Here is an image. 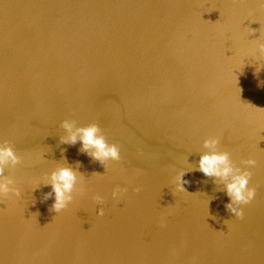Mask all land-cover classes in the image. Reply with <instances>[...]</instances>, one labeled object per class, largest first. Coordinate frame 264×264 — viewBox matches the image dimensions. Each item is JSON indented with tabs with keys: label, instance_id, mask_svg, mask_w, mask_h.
Returning <instances> with one entry per match:
<instances>
[{
	"label": "water",
	"instance_id": "water-1",
	"mask_svg": "<svg viewBox=\"0 0 264 264\" xmlns=\"http://www.w3.org/2000/svg\"><path fill=\"white\" fill-rule=\"evenodd\" d=\"M91 124L119 160L83 149ZM0 146L17 158L0 165L4 264H264V5L0 0ZM213 150L256 160L242 218L230 178L199 170ZM59 167L76 182L56 213Z\"/></svg>",
	"mask_w": 264,
	"mask_h": 264
},
{
	"label": "clouds",
	"instance_id": "clouds-1",
	"mask_svg": "<svg viewBox=\"0 0 264 264\" xmlns=\"http://www.w3.org/2000/svg\"><path fill=\"white\" fill-rule=\"evenodd\" d=\"M261 5H264V0H259ZM66 129H71L72 125L65 121L63 125ZM79 133V140L83 149L88 152L91 150V156L101 162L107 160H119L120 152L116 145H109L104 138L99 135V129L97 125L91 124L85 128L76 130ZM77 141V135L72 134L67 138L66 142L75 143ZM218 143L216 137H209L204 141L205 147L215 148ZM16 156L9 147L0 146V165L7 163L9 160L15 162ZM245 168L243 171L239 169H233L229 161L227 152H217L215 150L205 153L200 157L199 170L206 176H219L229 177V182L226 185V193L230 198V202L226 205V208L236 218L243 217V211L240 205H246L251 202L256 191L254 188L249 187V178L251 172L249 168L256 165V160L247 159L243 161ZM76 182V173L70 167H59L51 174V188L54 195L52 204V210L56 213L61 212L68 205V202L72 199L70 193L73 185ZM11 182L7 178L0 179V197H7ZM178 189L183 190L182 185H177ZM125 191L124 189L114 188L112 192L113 198H119V196ZM18 195V193H16ZM95 199L99 200V197ZM98 215H103V209L97 210ZM227 223V221H225ZM0 264H4L3 260H0Z\"/></svg>",
	"mask_w": 264,
	"mask_h": 264
}]
</instances>
